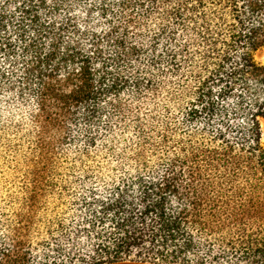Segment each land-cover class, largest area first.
<instances>
[{
	"label": "trees",
	"instance_id": "1",
	"mask_svg": "<svg viewBox=\"0 0 264 264\" xmlns=\"http://www.w3.org/2000/svg\"><path fill=\"white\" fill-rule=\"evenodd\" d=\"M264 0H0V264H264Z\"/></svg>",
	"mask_w": 264,
	"mask_h": 264
},
{
	"label": "rangeland",
	"instance_id": "2",
	"mask_svg": "<svg viewBox=\"0 0 264 264\" xmlns=\"http://www.w3.org/2000/svg\"><path fill=\"white\" fill-rule=\"evenodd\" d=\"M255 60L260 63L264 64V46L260 47L254 54ZM261 125V142L264 146V119L260 120ZM104 264H162V263H152V262H138V261H121V262H114V263H104Z\"/></svg>",
	"mask_w": 264,
	"mask_h": 264
}]
</instances>
